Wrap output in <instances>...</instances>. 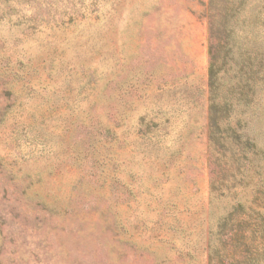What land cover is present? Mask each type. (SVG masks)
Instances as JSON below:
<instances>
[{
    "label": "rangeland",
    "instance_id": "1",
    "mask_svg": "<svg viewBox=\"0 0 264 264\" xmlns=\"http://www.w3.org/2000/svg\"><path fill=\"white\" fill-rule=\"evenodd\" d=\"M208 1L0 0V264H212L239 202L261 222L264 0H235L221 64L254 152L210 146Z\"/></svg>",
    "mask_w": 264,
    "mask_h": 264
},
{
    "label": "trees",
    "instance_id": "2",
    "mask_svg": "<svg viewBox=\"0 0 264 264\" xmlns=\"http://www.w3.org/2000/svg\"><path fill=\"white\" fill-rule=\"evenodd\" d=\"M222 2L220 7L218 4ZM235 0H209L205 9V17L208 21V55H209V87H210V121L209 136L210 146L217 143L220 139L227 140L228 137L217 135L219 131H231L236 140H244L246 148L254 152L257 148L255 137L247 132H241L240 119H235L234 126L231 113L239 102L246 101L248 97L247 80L243 76L236 75V81H232V88L225 92V83H222L221 76L222 66L225 61L224 53L229 46L231 39L230 23L235 13ZM220 17V18H219ZM218 23L223 27L219 31ZM224 51V53H223ZM232 48H230V52ZM244 59V58H242ZM245 63V61H242ZM244 67V66H243ZM224 82V81H223ZM236 101H235V97ZM210 155V164L212 163ZM213 158V157H212ZM257 211L261 217V222H250L249 214L241 211L244 209L243 203L239 202L238 207L234 209L224 221L220 223L217 233L218 243L210 249L212 264H218L217 252H223L221 257L224 264L230 261L236 255V251H246L249 253L264 254V202L260 204ZM243 212V213H242ZM254 235L256 237H254Z\"/></svg>",
    "mask_w": 264,
    "mask_h": 264
}]
</instances>
